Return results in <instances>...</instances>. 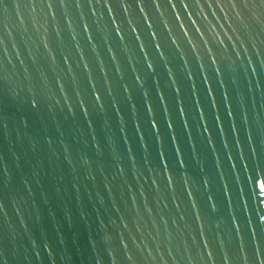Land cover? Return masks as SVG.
Instances as JSON below:
<instances>
[{
    "label": "water",
    "instance_id": "1",
    "mask_svg": "<svg viewBox=\"0 0 264 264\" xmlns=\"http://www.w3.org/2000/svg\"><path fill=\"white\" fill-rule=\"evenodd\" d=\"M264 0H0V264H264Z\"/></svg>",
    "mask_w": 264,
    "mask_h": 264
},
{
    "label": "snow or ice",
    "instance_id": "2",
    "mask_svg": "<svg viewBox=\"0 0 264 264\" xmlns=\"http://www.w3.org/2000/svg\"><path fill=\"white\" fill-rule=\"evenodd\" d=\"M261 187L264 188V184H262Z\"/></svg>",
    "mask_w": 264,
    "mask_h": 264
}]
</instances>
